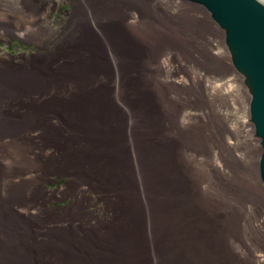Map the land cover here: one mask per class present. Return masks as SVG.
<instances>
[{
  "label": "bare ground",
  "instance_id": "obj_1",
  "mask_svg": "<svg viewBox=\"0 0 264 264\" xmlns=\"http://www.w3.org/2000/svg\"><path fill=\"white\" fill-rule=\"evenodd\" d=\"M76 2L50 52L0 56V264H264L262 138L222 113L251 103L248 48L234 42L235 67L195 0ZM53 5L0 1V39L41 41ZM232 71L227 88L206 80ZM238 131L243 145L224 143Z\"/></svg>",
  "mask_w": 264,
  "mask_h": 264
},
{
  "label": "rangeland",
  "instance_id": "obj_2",
  "mask_svg": "<svg viewBox=\"0 0 264 264\" xmlns=\"http://www.w3.org/2000/svg\"><path fill=\"white\" fill-rule=\"evenodd\" d=\"M42 1H51L54 3L52 8H50L48 11L49 17L46 18L45 25L47 26L49 30L47 36H45L41 41L33 42V43H27L21 38L0 39V56H11L17 59H20L21 57H30V56H35V55L41 56V55H45L46 53L50 52L57 44L60 43V41L62 40V35L64 36L65 34V30L67 28L70 15L75 8V3L77 4V2L76 0H41V2ZM244 56L245 55L243 54L241 55L240 59L237 58L240 66H242L243 64H246V61H248V58ZM20 63L24 64L25 61H21ZM233 72L234 71L228 74H222V75H217V76L215 74H208L206 76V80L207 81H213V80L219 81L217 83H219L220 87L225 88L230 83H232L233 78L231 75H233ZM162 79L168 82L176 80L173 77H167V78H162ZM248 81L249 79L247 78L244 79V83L246 85L249 84ZM186 82L191 83L190 80L188 79L186 80ZM235 85L237 87V90H240V89L244 90V87L242 85L240 84H235ZM249 90L252 91V88H250ZM233 107L225 105L222 111L223 116L225 117L226 127L231 129L230 127L236 126L240 123L242 124L253 123L251 119V114H250V103L248 104L247 102H244V100L242 99L239 101L238 105H234ZM185 113L202 115L203 111H199L198 109H194V108H188L186 109ZM224 135H225V138H224ZM224 135H223V140L225 144L226 142H230L231 144H235L236 146H238L239 144L243 145L246 141L245 140L246 138L240 139V136H241L240 131L236 133L235 137L231 136L228 132H225ZM256 138H258V136L256 134V130H254V132L250 134L248 139H256ZM259 144L261 145V143ZM254 147L247 149V151L248 152L254 151L256 149ZM215 152H216L215 150H213V152L211 150L210 153H211L212 158L215 156L214 154ZM262 152H263L262 149L259 150V152H257L258 156H256V159H255L256 162L261 161ZM209 162L211 163L215 162L217 165L220 164L219 166L222 165L221 159L219 158H214L212 161H209ZM259 173H260V168H259ZM69 180L70 178L67 176H49L48 181L44 184L45 189L46 190H57V189H60L61 187H64L66 189L67 188L66 185L68 184ZM71 201H72V197H67L63 199L60 197L59 199L51 202L50 206L63 208V207H66ZM87 210L91 211L92 215L95 218L99 219V221H106L107 219L110 218V215H111V213L109 212L107 213L104 209L100 208L98 205H94L93 203L87 204ZM257 254L260 255L261 253H257Z\"/></svg>",
  "mask_w": 264,
  "mask_h": 264
},
{
  "label": "water",
  "instance_id": "obj_3",
  "mask_svg": "<svg viewBox=\"0 0 264 264\" xmlns=\"http://www.w3.org/2000/svg\"><path fill=\"white\" fill-rule=\"evenodd\" d=\"M203 4L219 25L225 28L230 37L229 45L235 52V43L245 45L253 61L255 74L248 83L253 97L250 114L257 136L262 138L263 152L260 161V174L264 182V7L254 0H195ZM235 67L240 64L236 52L233 53ZM251 81V82H250Z\"/></svg>",
  "mask_w": 264,
  "mask_h": 264
}]
</instances>
